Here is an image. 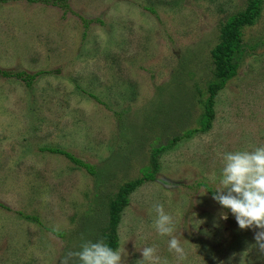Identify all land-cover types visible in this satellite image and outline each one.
<instances>
[{"label": "rangeland", "instance_id": "obj_1", "mask_svg": "<svg viewBox=\"0 0 264 264\" xmlns=\"http://www.w3.org/2000/svg\"><path fill=\"white\" fill-rule=\"evenodd\" d=\"M247 1L0 2V69L48 72L29 89L0 77V203L9 209L0 207V264H61L86 240L101 241L118 186L141 176L152 148L199 127L196 84L210 75L220 24ZM242 43L211 129L164 152L155 180L129 195L116 229L125 264L144 247L160 264H264L257 230H241L202 186L219 187L223 154L264 146V1ZM41 148L65 150L96 175ZM157 203L173 217L184 259L153 227Z\"/></svg>", "mask_w": 264, "mask_h": 264}, {"label": "trees", "instance_id": "obj_2", "mask_svg": "<svg viewBox=\"0 0 264 264\" xmlns=\"http://www.w3.org/2000/svg\"><path fill=\"white\" fill-rule=\"evenodd\" d=\"M9 0H0L2 3H6ZM28 3L42 2L55 4L63 3L64 0H25ZM264 0H248L244 9L239 12L233 13L226 18L223 23L220 24L219 34L217 41L213 44L210 50V75L206 80H204L203 85L201 82L196 84V94L194 97L197 99L202 107V112L198 117L197 124L198 128L185 131L182 135L173 137L166 145H158L152 148L150 151V165L146 169L141 170V176L128 180L120 184L114 196H110L105 203V208L107 210V215L103 219L101 229V241L107 244L109 247L116 250L118 248V237L117 228L120 221V215L123 210L127 207L129 202V195L132 194L136 189H138L144 182L155 180L156 173L159 171V157L166 151L173 149L178 142L185 138L191 137L194 133H206L211 127L215 118V100L218 93L223 90L226 84L236 75L238 66V55L244 52L243 50V31L246 27L253 26L257 19L261 15L262 3ZM145 9L151 14L155 15L156 11L153 7L147 6ZM46 71H38L34 74H30L24 71H6L0 69V77L4 79H15L16 81L22 82L26 88H31L35 80L43 75L47 74ZM167 85L163 87L165 91ZM171 88V87H170ZM89 97L100 102L93 95ZM40 151L59 155L65 157L69 162H71L75 167L85 170L89 175L95 176L96 172L94 167L88 163L75 157L73 154L59 149V148H41ZM209 191L213 196L214 191L206 186L202 185ZM216 202V201H215ZM0 207L4 210H9L7 207L0 203ZM19 216L28 221H32L36 224L39 223L37 217H31L28 215H23L18 212ZM51 233L57 237H63V233L56 231H51Z\"/></svg>", "mask_w": 264, "mask_h": 264}, {"label": "clouds", "instance_id": "obj_3", "mask_svg": "<svg viewBox=\"0 0 264 264\" xmlns=\"http://www.w3.org/2000/svg\"><path fill=\"white\" fill-rule=\"evenodd\" d=\"M223 167L219 187L213 199L230 210L241 230L254 229L255 246L264 254V146L252 151H237L223 154ZM156 219L153 227L161 236L171 237L169 251L184 259L185 252L180 239L174 235L176 228L173 217L166 213L163 204L154 205ZM227 220V214H222ZM142 259L136 264H160L155 247L141 249ZM125 250L109 247L103 241L86 240L81 249L69 252L61 264H125Z\"/></svg>", "mask_w": 264, "mask_h": 264}]
</instances>
